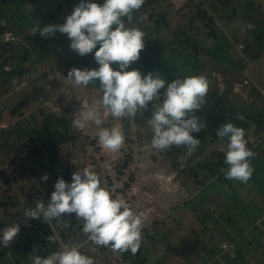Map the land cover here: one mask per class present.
Here are the masks:
<instances>
[{
    "label": "rangeland",
    "instance_id": "rangeland-1",
    "mask_svg": "<svg viewBox=\"0 0 264 264\" xmlns=\"http://www.w3.org/2000/svg\"><path fill=\"white\" fill-rule=\"evenodd\" d=\"M99 1L100 4L103 3V0ZM168 1H173V5L176 7L183 0H161L156 7H164ZM261 1L264 9V0ZM205 2L208 5L211 0H205ZM133 17L136 16L133 15ZM125 23L129 28H138L143 31L146 34L144 43L151 45L152 51L160 53L162 58L181 70L182 73L187 76H205L209 81V89L218 87L221 96L226 98L228 107L235 106L246 111L247 114L264 117V54L257 59H251L244 54L243 44L233 41V32L240 37L246 35L240 19H236L227 27L222 24L224 31L220 34L219 39L209 41L210 49L215 54L202 56L201 70L198 72L194 71L181 48H176L174 53L169 52V48L166 47L169 40L166 32L153 33L147 24L140 25L139 19L136 18L135 21L131 20ZM66 40L69 42V39ZM61 44H65V41L63 40ZM53 63L54 61H50L44 63L43 66L40 64L35 66V70L31 74H34V78L19 80L16 87L6 90L0 99V108L3 109V114L6 117L9 119L12 117L8 111L19 96L23 95L22 92L31 91L33 88L40 89L46 83L48 86H44L43 91L46 101L37 99L30 108L38 105H44L47 109L55 107L59 105L57 102H59L60 96L68 93H71L70 96L74 98L73 100L68 95L71 99L69 102H74L77 105L83 96L87 100V105L89 103L96 104L100 100L102 94L95 83L87 87L69 85L65 78L67 75L61 76L60 68ZM114 67L118 69V66L114 65ZM86 68L95 69L97 66L77 67L80 70ZM232 70L234 71L230 74ZM37 71L38 73H36ZM257 89H260L261 92H258ZM208 96L213 99L212 94ZM161 102L158 100L153 103ZM148 112H152L151 103H149V110L138 113L135 118H128L131 137L134 141L131 144L133 160L122 175L117 173V159L123 157L122 149L117 153L107 152L98 144L97 140L95 143L87 142L85 149L80 152L81 156L78 155L73 161L74 172L82 169L85 164H90L91 170L98 175L101 185L109 190L114 198H123L129 202L134 211L143 215L144 226L150 225L152 221H157L154 238L146 241L150 250L148 258L152 264H264V222H256V218L263 212L262 202L258 200L264 198L259 186V184L264 185V123L261 131H256L257 126L245 130V139L249 142L247 146H251L252 142L254 143L261 136L258 143L253 146L254 149L252 146L249 147L256 155L251 159L254 173L247 184L225 179L226 168L221 176L216 178L200 174L205 184L198 190H194V188L192 189V174L189 176L168 171L165 167L168 163L167 160L165 163V160H160L161 157L158 156L162 152H157L150 147L149 141L152 139L153 133L147 123L151 118ZM100 113L101 124L99 126L89 122L83 129L79 128L90 136L88 141L100 128H111L117 124L122 127V122L107 114L104 109L101 108ZM226 143V140L218 139L213 143V146L222 149ZM124 147L128 148L127 144H124ZM17 150L18 147L13 148L14 152ZM1 164L0 162V166ZM130 173L134 175L130 188L123 192L118 190L122 188L123 182L127 180ZM187 176H189L187 183H181ZM54 184L49 192L44 188L40 189L46 201L50 199L51 193L54 191ZM228 186L230 189H227ZM29 187L30 182L27 181L23 183L17 181L10 187L8 194L10 196L15 194L14 200L18 204L6 209L0 207V221L7 224V227L12 224L28 226L29 223H33V221L29 222L31 218L23 216L22 208ZM192 192L196 193L193 199ZM235 194L238 196L233 197L232 195ZM6 195L7 193H3L0 187V198ZM254 198L257 201H254ZM37 201L38 198L32 199L35 204ZM16 211L20 214L14 215ZM10 218L13 219L12 223L8 221ZM70 221L71 216H63L60 222L52 220L49 223L42 219H35L34 232L32 230L33 249L25 254L22 249H19V257L17 255L0 257V264H32L31 257L33 255L47 257L53 252L60 251L63 245L69 242L78 246L79 251L83 254L92 257L95 264H123L118 253L113 252L110 248H103L102 252V247H97L88 240L82 231V220L74 217L69 234L67 228L71 225ZM40 225L43 226V232L38 228ZM46 227L49 228L48 232ZM240 228H242V233L239 232ZM0 232H3V229L0 228ZM236 234L241 236L237 239V243L227 250L218 249L224 242L232 244ZM50 236L53 238L51 241L48 240ZM68 236L73 239L70 237L68 239ZM44 246L49 247V252H44ZM158 249L163 253V256ZM155 261L158 262L155 263Z\"/></svg>",
    "mask_w": 264,
    "mask_h": 264
},
{
    "label": "trees",
    "instance_id": "trees-1",
    "mask_svg": "<svg viewBox=\"0 0 264 264\" xmlns=\"http://www.w3.org/2000/svg\"><path fill=\"white\" fill-rule=\"evenodd\" d=\"M160 1L145 0L144 5L133 14L136 17H133L132 20L139 19V24H147L153 33L166 32L169 37L166 46L169 48V52L174 53L176 48H181L195 72L201 70L202 56L215 54L210 49L209 41L219 39L220 34L224 31L222 26L227 27L236 19L242 21L246 35L240 37L233 32V41L241 42L244 46V54L251 59H257L264 54V9L261 0H211L208 5L205 0H183L176 7L173 5V1H168L164 7L157 8V3ZM80 2L81 0H0V99L7 89L16 87L19 80L34 78V74H31L35 70V66L39 64L43 66L44 63L54 61L53 64L60 68V75L63 77L73 67L89 65L99 67L94 59V54L80 56L72 51L69 48L70 41L66 42L68 39L66 34L60 35L57 32L50 37H41L38 33L30 34L31 29L38 24L41 27L48 24H63L65 18ZM92 2L100 4L99 0H92ZM5 10L8 11L5 12ZM249 23L254 25L253 29L245 27ZM63 40L65 44H61ZM151 48V45L145 44L139 60L133 62L126 70L136 69L142 74H147L149 71L159 72L166 82L189 77L162 58L160 53L152 51ZM90 60L94 63L89 62ZM46 84L40 89L33 88L31 91L22 92L23 95L19 96L8 111L12 116L10 119L3 114V109L0 108V119H5L8 122V126L0 131V162L2 163L0 166V187L3 193H7L5 197L0 198V207L2 208L6 209L18 204L14 200L15 194L12 196L8 194L10 187L17 181L30 182L23 210L35 207V203L32 202L34 198L43 200L46 204V198L41 194L40 189L51 191L53 183L58 178H63L65 182L70 183L74 172L73 161L78 155L81 156L80 152L85 149L87 142L95 143L97 140L94 135L88 141L90 136L87 133L73 127V120L77 117L70 105L64 106L60 110L53 106L47 109L44 105L30 108L37 99L45 100L43 91L44 86H48ZM95 84L99 87L98 81ZM219 92L218 87L209 89L206 103L202 110L196 113L201 119L206 120V128L199 133H192L194 138L200 140V145L184 161L183 166H181V158L184 157L186 151L184 147L172 146L158 155L161 157L160 160H165V163L167 160L168 163L165 167L168 171L189 176L192 174V189L194 188V190H198L205 184L200 174L216 178L221 176L227 168L224 162V151L213 146V143L219 139L216 136V130L221 125L231 122L245 130L257 126L256 131H261L264 123L262 115H250L235 106L228 107L226 98L222 97ZM210 94L213 99L208 96ZM60 97L59 101L63 96ZM82 98L86 100L84 96ZM162 99L163 90H161L160 101ZM89 104L91 107L95 103ZM28 108L30 109L26 111ZM148 114L151 115L152 112H148ZM237 114H242L244 120L237 119ZM120 121L128 148L123 147V157L117 159L118 175H122L133 160L131 144L134 143L130 133L129 119ZM149 142L146 141V143ZM16 147L18 150L14 152L13 148ZM45 174L48 175V180L42 181L41 177ZM189 176L184 177L181 183L186 184ZM133 180L134 175L130 173L127 180L123 182L122 188L118 190L122 192L127 190ZM227 189L230 187L228 186ZM195 195L196 193L192 192V199ZM235 196L237 195L235 194ZM261 209L264 211V206ZM19 214L16 211L14 215ZM74 217L71 215V225L67 228L69 234ZM12 220V218L8 219L11 223ZM34 220L30 219L29 222ZM19 225L20 231L10 245L5 248L0 244V257L18 256L19 249H22L24 254L31 251L32 233L25 225ZM6 227L7 224L0 221V228L5 229ZM156 227L157 221H152L150 225L146 224L143 227V241L136 255L133 256L130 252L122 255L118 253L123 264H152L148 258L150 250L146 241L154 238ZM239 232L242 233V228ZM2 234L3 232H0V235ZM69 237L73 239L71 236H68V239ZM240 237L236 234L232 244H228L226 249L221 247L220 249L227 250L237 243V239ZM103 248L105 247H102V252ZM158 251L163 256L160 249Z\"/></svg>",
    "mask_w": 264,
    "mask_h": 264
},
{
    "label": "clouds",
    "instance_id": "clouds-1",
    "mask_svg": "<svg viewBox=\"0 0 264 264\" xmlns=\"http://www.w3.org/2000/svg\"><path fill=\"white\" fill-rule=\"evenodd\" d=\"M144 3L145 0H103L102 4H97L81 0L63 24L43 27L38 24L30 34L38 33L41 37L57 32L66 34L69 48L76 54H94L98 68L80 70L73 67L65 77L68 84L75 87H87L98 81L102 94L96 104L73 120V127L83 129L89 122L99 126L101 108L114 119L123 120L149 110L151 103L152 114L147 121L153 133L150 147L157 152L172 146L184 147L183 166L200 145V140L192 133L206 128V120L196 113L206 103L209 81L199 75L166 82L159 72L142 74L136 69L126 70L139 60L146 34L138 28L127 27L125 20L130 22ZM245 27L253 29L254 25L249 23ZM161 90L162 102L153 103L161 99ZM236 118L244 120L242 114H237ZM95 135L98 144L107 152L117 153L124 147L125 135L119 124L100 128ZM216 136L227 141L221 149L227 165L225 179L247 184L254 173L251 159L256 153L247 146L245 129L229 122L216 130ZM41 180L47 181L48 175H43ZM71 215L83 221V233L97 247L110 248L121 255L130 252L134 256L142 245L143 215L134 211L123 198H114L91 169L73 172L70 183L58 178L47 204L38 200L34 208H26L23 214L47 223L60 222L63 216ZM19 231V224L3 229L0 244L7 248ZM52 239L48 237L49 241ZM31 260L32 264H95L92 257L80 252L71 242L47 257L33 255Z\"/></svg>",
    "mask_w": 264,
    "mask_h": 264
},
{
    "label": "built area",
    "instance_id": "built-area-1",
    "mask_svg": "<svg viewBox=\"0 0 264 264\" xmlns=\"http://www.w3.org/2000/svg\"><path fill=\"white\" fill-rule=\"evenodd\" d=\"M69 97L74 100V98L72 96L69 95ZM69 97L68 96L66 97V95H63L62 99L59 102H57V104H59V105L55 106L56 108L55 107L54 108L57 110H60L62 107L70 105L73 108L74 114L78 118L84 111H86L89 108L88 107L89 104L87 105V103H86L87 101L85 99H80L81 102L79 103V105H80L79 106L74 102H69V100L71 101V99H69ZM84 102H85V104H84ZM69 103H72V104H69ZM7 126H8V122L5 119H0V131L2 129H5ZM84 168L91 169V166H90V164H85L82 169H84ZM126 202L129 204L128 201H126ZM220 247L223 249L227 248L228 244L226 242H224L220 245Z\"/></svg>",
    "mask_w": 264,
    "mask_h": 264
},
{
    "label": "crops",
    "instance_id": "crops-1",
    "mask_svg": "<svg viewBox=\"0 0 264 264\" xmlns=\"http://www.w3.org/2000/svg\"><path fill=\"white\" fill-rule=\"evenodd\" d=\"M1 8V7H0ZM8 10H5V12H7ZM257 90H259L258 92H261L260 91V89H257ZM258 141H259V139H257L256 141H254V143L252 142V144H251V146H252V149H254L253 148V146L254 145H256L257 143H258ZM251 146H248V147H251ZM259 186L261 187V193H262V195L264 196V185L263 184H259ZM261 195V196H262ZM233 196H235V195H233ZM238 196V195H237ZM254 201H257V199H253ZM259 202H262V207L264 206V198H262V199H259L258 200ZM261 207V208H262ZM256 222H264V211L259 215V217L258 218H256ZM33 223H34V221H33ZM33 223H29L28 224V226H25L26 228H29L30 229V231H31V233H32V230H33V232H34V228H35V226L33 225ZM38 228L39 229H41L42 230V232L44 231L43 230V226L42 225H40V226H38ZM49 228H50V224H49ZM49 228H47L46 227V229H47V232H48V230H49ZM51 230V229H50ZM33 234V233H32ZM66 244V243H65ZM64 244V245H65ZM33 249V248H32ZM220 249V248H219ZM44 252H49V247L48 246H44ZM220 250H223V249H220Z\"/></svg>",
    "mask_w": 264,
    "mask_h": 264
}]
</instances>
